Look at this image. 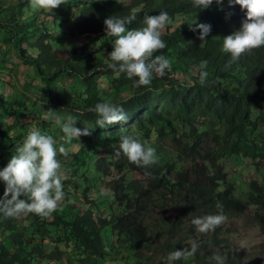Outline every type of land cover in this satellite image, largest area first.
I'll use <instances>...</instances> for the list:
<instances>
[{
    "label": "trees",
    "instance_id": "16d2710c",
    "mask_svg": "<svg viewBox=\"0 0 264 264\" xmlns=\"http://www.w3.org/2000/svg\"><path fill=\"white\" fill-rule=\"evenodd\" d=\"M67 2L70 6L69 12L65 9V18L69 20L74 4L72 0ZM28 6V0H0V16H5L0 22L9 23L3 33L4 43L15 45L22 63L31 68L33 79L51 86L39 99L42 112L48 115L51 109L57 114L77 116L95 131L92 137H81L87 146L68 151L67 157L59 156L67 195L56 212L47 219L36 215L19 219L0 216V264L59 260L63 252L58 244L68 251L69 263L99 264L106 257L121 254L123 249V255L134 264H169L170 252L190 249L188 242L196 235L192 219L218 214V204L227 218L248 213L264 235V179L245 186L247 196L243 201L235 194L236 178L228 177L223 166L229 157L246 160L256 170L264 164V49L242 56L227 68L230 55L222 51L223 38L239 30L246 19L239 5L230 7L224 0L222 6L214 3L200 10L192 0L88 1L67 34L77 41L83 38V42L72 45L64 56L53 49L58 39L54 28L37 23L36 17L26 23L19 21ZM133 10L136 19L128 25L130 29L143 27L145 15L161 11L173 19L162 34L167 44L163 54L170 60L172 71L156 77L150 89L136 88L124 75H114L107 67L110 61L106 56L95 58L107 42L113 50L115 38L106 36L105 19L112 15L126 17ZM195 22L211 25L205 41L197 38L199 32L189 30L188 24ZM97 44L98 50L92 52ZM202 60L208 61L206 70L209 80L214 81L208 87L198 83ZM99 69L106 76L105 87L109 86L112 93L97 83ZM176 73L181 77L176 78ZM61 76L74 80L70 89L75 96L64 88L53 90ZM188 79L196 82L194 86L181 85V80ZM115 95H121V99L116 101ZM105 101L122 105L128 123L98 127V117L88 109ZM17 127L21 128L18 135L14 133ZM39 127L46 129L45 124ZM28 131V125L22 123L0 130V170L8 165L9 154H15ZM104 131L109 139L102 135ZM123 135L157 144L168 138L176 151L160 154L158 163L151 168H139L123 154L116 155ZM53 138L59 146L61 138ZM96 141L101 143L98 150ZM94 156L97 158L92 164ZM185 160L190 163L181 170ZM90 172L96 180L88 176ZM133 172L143 180L131 178L129 174ZM106 175L109 178L105 181ZM99 179L105 182L96 191ZM91 186L96 189L92 191ZM3 192L0 181V197ZM79 200L78 206L84 207L81 213L75 212L73 205ZM225 241L214 232L198 244L191 257L171 264H217L214 256L226 257V264H233L231 252L223 245ZM47 243L54 245L50 253L45 251ZM11 245L13 250L7 247Z\"/></svg>",
    "mask_w": 264,
    "mask_h": 264
},
{
    "label": "clouds",
    "instance_id": "9594fccd",
    "mask_svg": "<svg viewBox=\"0 0 264 264\" xmlns=\"http://www.w3.org/2000/svg\"><path fill=\"white\" fill-rule=\"evenodd\" d=\"M224 0H192L193 6L200 10L209 9L214 3L222 6ZM29 8L34 12L51 13L67 4V0H28ZM229 6L239 5L246 13L239 30L223 38L222 51L230 55L227 67L237 62L242 56L264 49V0H228ZM135 10L126 17L112 15L105 19L106 36L114 37L113 51L109 54L107 67L117 77L124 75L133 82L136 88L150 86L156 77H162L172 71V65L163 50L167 44L162 38L165 28L173 23L166 11L158 15H145L141 28L130 29ZM189 30L199 32L197 37L205 41L211 32V25L203 23L188 24ZM159 53V54H158ZM208 61L202 60L198 65V83L202 87L211 86L206 70ZM181 85L192 87L196 83L192 79L181 80ZM98 117L96 124L100 128L128 123V115L122 105L105 101L88 109ZM48 115L61 126L67 141H80L81 137L91 135V129H79L75 125L77 116L61 117L55 110H48ZM67 157L68 149L57 144L53 136L42 133L37 128L29 130L22 143L15 148L8 165L0 170V181L4 184L3 196L0 197V216L5 219H19L29 215L49 218L65 200V172L60 155ZM123 154L128 162L139 168H151L158 163L157 150L148 141L135 135L120 137L116 155ZM151 175V172H146ZM218 214L195 217L191 223L198 233L208 234L221 227L227 217L223 214L222 205H217ZM191 247L170 252L169 264L182 258L192 256L198 244L189 241ZM217 264H226V257L214 256Z\"/></svg>",
    "mask_w": 264,
    "mask_h": 264
},
{
    "label": "rangeland",
    "instance_id": "374dc122",
    "mask_svg": "<svg viewBox=\"0 0 264 264\" xmlns=\"http://www.w3.org/2000/svg\"><path fill=\"white\" fill-rule=\"evenodd\" d=\"M72 1V4H74V14L69 17V20L65 18L66 10L69 12L68 8L70 6V4L67 2L65 6H61L63 9L59 8L51 13L44 14L42 12H34L28 6L24 10L23 17L20 18L19 21L26 23L31 21L32 17H36L38 19L37 23L42 22L44 26H47L50 29L54 28V36L57 35L58 39L53 44V49H57L60 51L59 54L64 56L72 45H75L77 42H83V38H80L77 41L67 34H69V27L72 24L75 16H77L80 9L84 6V3L92 0ZM112 1L118 3H128V0ZM7 2L11 3L12 0H7ZM4 18L5 16H0L1 20ZM7 24L9 23L0 22V26H2L0 28V130L6 131L8 126L15 124L21 125L22 123V125H28L29 130L32 128H37L42 133H47L57 137L59 136L61 138L59 145H63L66 149H68L69 152L77 151V149L82 145L87 146L88 144L82 138H80V141H67L64 137V133L60 131L61 126L55 123L54 120L44 111L42 112L40 107L42 102L39 99L43 97L48 89H51V86L41 84L39 81H37V79H33L31 68L22 63L15 45L4 43L3 33ZM166 28H168V26ZM163 33H165V30ZM109 45L108 42L106 45L104 44V47L106 46V48L100 53L96 54L97 57L95 55V58L101 60L106 56L105 59H107L109 54L113 51L112 47ZM99 46L100 44H97L91 48V51L95 52L98 50ZM101 71L102 69L98 70L96 80L97 83L100 84V87H105L104 83L106 82V76H104ZM175 77L180 78L181 74L176 73ZM74 84L75 82L71 77L61 76L54 83L56 87L53 88V90H57V88H64L75 96L73 91L70 89V85L72 86ZM104 90L107 93L113 92L109 86L108 88L105 87ZM113 98L118 101L121 99V95H115ZM58 115L61 117H66L68 114L60 113ZM40 124H45L46 129L40 128ZM75 126L79 129H84L87 125L78 121ZM90 131L91 135L89 137H92V134L95 130L91 129ZM14 133L16 135L20 134L21 128L17 127ZM133 133L136 134L134 131ZM102 135L109 139V134L106 131H104ZM140 140L141 142L145 140L148 141L149 144L157 150L158 158L161 157L163 152L172 153L176 151L174 145L169 141L168 138H166L162 143L158 142V144L157 142L150 141V139L140 138ZM94 144L96 145V150L101 148L100 142L96 141ZM11 155L12 154H9V157H11ZM96 158V156L92 158V164H94ZM189 163V160L183 161V163L180 165V169L183 170L187 168ZM223 166L228 177L233 176L236 178L238 191H236L235 194L237 198H240L243 201L246 200L247 196L245 186L251 181L261 182L264 179V164L259 170H256L255 167L248 165L246 160L238 159V157H229V159L223 163ZM129 175L133 179L143 180L144 178L140 174L134 172ZM88 176L96 180V175H94V173L90 172ZM104 177L105 181L109 178L108 175ZM104 180H97L95 183V186L98 185L97 189L95 186L93 188L91 186L90 189H92V191L95 189L98 191L104 186L102 184L105 182ZM79 203L80 200L74 202L73 204L75 207V212L77 213H81V211L84 209L83 206H78ZM160 212V210L155 211L153 216L155 217V215L160 214ZM165 215L169 216L170 213L165 210ZM214 232H216L219 239L227 240V242H223V245L227 251L231 252L233 264H261V259H264V235L261 233L260 229L250 220L248 213L245 214V216H241L239 218L228 217L227 221L221 227L216 228L215 231L208 234H202L196 231L195 237L189 241L202 244L206 238L212 237ZM7 247L10 250H13L12 245ZM58 248L63 252L60 255L59 260H54L48 263L43 260L42 262L40 261L39 264H75L73 262H67L69 261L68 251L65 250L63 245L58 244ZM53 250V244L47 243L45 245V251L47 253H50ZM125 252L126 251L122 249L121 254L106 257V259L103 261H99V264H134L129 257L123 255Z\"/></svg>",
    "mask_w": 264,
    "mask_h": 264
}]
</instances>
